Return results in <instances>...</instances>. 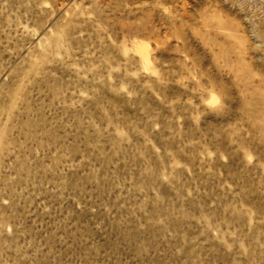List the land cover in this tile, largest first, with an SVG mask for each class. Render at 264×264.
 I'll return each instance as SVG.
<instances>
[{
	"label": "rangeland",
	"instance_id": "374dc122",
	"mask_svg": "<svg viewBox=\"0 0 264 264\" xmlns=\"http://www.w3.org/2000/svg\"><path fill=\"white\" fill-rule=\"evenodd\" d=\"M0 264H264V0H0Z\"/></svg>",
	"mask_w": 264,
	"mask_h": 264
}]
</instances>
